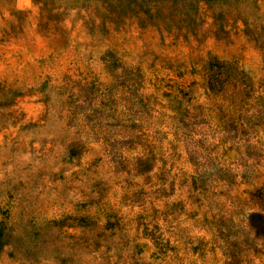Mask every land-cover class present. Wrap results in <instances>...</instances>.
<instances>
[{"label": "rangeland", "instance_id": "obj_1", "mask_svg": "<svg viewBox=\"0 0 264 264\" xmlns=\"http://www.w3.org/2000/svg\"><path fill=\"white\" fill-rule=\"evenodd\" d=\"M0 264H264V0H0Z\"/></svg>", "mask_w": 264, "mask_h": 264}]
</instances>
